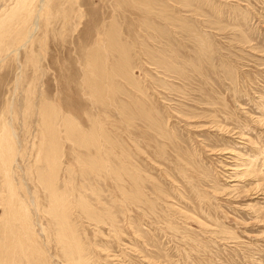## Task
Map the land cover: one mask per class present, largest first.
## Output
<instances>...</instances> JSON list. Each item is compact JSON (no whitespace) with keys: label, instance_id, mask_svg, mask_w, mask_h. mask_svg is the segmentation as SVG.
Returning a JSON list of instances; mask_svg holds the SVG:
<instances>
[{"label":"rangeland","instance_id":"obj_1","mask_svg":"<svg viewBox=\"0 0 264 264\" xmlns=\"http://www.w3.org/2000/svg\"><path fill=\"white\" fill-rule=\"evenodd\" d=\"M22 1L0 264H264V0Z\"/></svg>","mask_w":264,"mask_h":264},{"label":"bare ground","instance_id":"obj_2","mask_svg":"<svg viewBox=\"0 0 264 264\" xmlns=\"http://www.w3.org/2000/svg\"><path fill=\"white\" fill-rule=\"evenodd\" d=\"M16 5L18 4V3H15ZM14 4V5H15ZM30 4H31V0H24V2L22 1V4H21V6H20V9H25V8H28L29 9V7H30ZM15 5V6H16ZM28 9H26V10H28ZM25 10V11H26ZM18 11H19V9H18ZM22 11H24V10H22ZM22 11H21V13H22ZM19 14H20V12H19ZM19 14L17 15L16 13H14L13 14V16H9V17H7V18H2L3 20L2 21H0V25H1V29H0V31H1V33H3L6 29H9L8 27L10 26L8 23H13L14 24V22L15 21H19L18 20V17H20V18H22V16H21V14H20V16H19ZM15 16V17H14ZM24 16V15H23ZM34 25V24H33ZM14 28V27H13ZM12 28V29H13ZM10 30V29H9ZM7 31V30H6ZM29 31V30H28ZM6 33V32H5ZM9 33V32H8ZM4 128V127H3ZM2 132V131H1ZM3 132H4V129H3ZM10 132V131H9ZM12 134V133H11ZM4 135V134H3ZM14 135H15V133H14ZM12 137V136H11ZM15 138V137H14ZM13 138V139H14ZM2 139H5V138H2ZM44 139V138H43ZM8 141V140H7ZM2 142V141H1ZM0 142V143H1ZM13 142V141H12ZM10 144H11V142H10ZM12 145V144H11ZM54 147H55V145H54ZM0 150H1V153L4 151L5 153H6V156L8 157V154L10 153L9 152V150H11V146H9V143L8 142H3V143H1L0 144ZM3 150V151H2ZM18 150V149H17ZM55 151V150H54ZM53 152V151H52ZM13 154V153H12ZM2 155V154H1ZM10 155V154H9ZM2 156H4L5 157V155H4V153H3V155ZM7 157H5L4 159H0L1 160V162H2V164L4 165V167L6 166V164L8 163V162H10L9 160H8V162L6 161L7 160ZM10 157V156H9ZM12 157V156H11ZM3 158V157H2ZM55 158V157H54ZM54 160V159H53ZM55 162V161H54ZM1 164V165H2ZM2 165V166H3ZM11 165V164H10ZM8 167V166H7ZM1 169V168H0ZM4 172V171H3ZM53 172V171H52ZM6 178V177H5ZM8 181V180H7ZM8 185V184H7ZM12 187H14V186H12ZM31 253V252H30ZM29 253V254H30ZM29 257V256H28ZM27 262H29V261H27Z\"/></svg>","mask_w":264,"mask_h":264}]
</instances>
